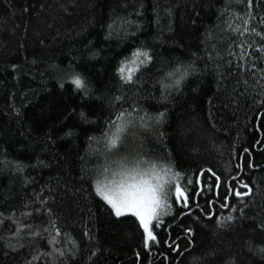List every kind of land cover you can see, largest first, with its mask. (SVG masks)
I'll return each mask as SVG.
<instances>
[{"label": "trees", "instance_id": "16d2710c", "mask_svg": "<svg viewBox=\"0 0 264 264\" xmlns=\"http://www.w3.org/2000/svg\"><path fill=\"white\" fill-rule=\"evenodd\" d=\"M262 19L264 0H0V264H264ZM177 65L179 84L164 78ZM132 105L121 152L172 164L185 187L197 178L150 248L94 191L107 173L93 144Z\"/></svg>", "mask_w": 264, "mask_h": 264}, {"label": "snow or ice", "instance_id": "6c2138e0", "mask_svg": "<svg viewBox=\"0 0 264 264\" xmlns=\"http://www.w3.org/2000/svg\"><path fill=\"white\" fill-rule=\"evenodd\" d=\"M252 0H248L250 5ZM248 20L244 19V32H256V28L248 27ZM261 25H264V19L260 21ZM240 27L237 25V28ZM235 31V29H234ZM260 35H264L261 32ZM264 51V46L256 45ZM140 52V49L136 50ZM144 59L139 61L140 64H147L149 61L153 60V56L149 54L147 49L143 52ZM242 55H247L244 53ZM126 62H121L120 66L116 69L120 73L121 78L126 81H132L134 76L132 74V69H128V74L125 75L124 68ZM249 67L255 68V65H249ZM176 69H181L180 65L176 66ZM176 69L169 71L165 74V79L171 78L172 83L179 84L181 78L186 74V71L181 69L177 75ZM264 75V73H262ZM71 80L78 87L84 86V78L81 74L77 73L70 77ZM167 85H165L166 87ZM246 91V90H245ZM264 96V92L261 93ZM121 101L119 96L114 97L113 103ZM253 103L259 105L261 112L257 113L260 120L264 122V102L258 101L253 98ZM137 106H130L131 110L119 109L116 111L115 115H110L100 138L93 144V149L95 150L97 145L102 144L99 149L98 155H103V171L110 173L112 175L111 180L95 181L94 191L97 196H99L107 206L110 207V211L119 217L123 214L131 213L138 221V227L142 230L143 236V247H152L151 241L157 239L154 232L156 223L159 222V218L167 211L170 210L173 203L184 204L187 206L192 200V191L190 188H195L197 184V178L192 177L187 180L186 183L188 187H185V178L187 173H182L178 171L175 166L167 162H159L147 158L141 153L129 154L122 153L121 148L123 147L128 132L130 129L136 127L137 118L142 115V113L136 112ZM83 115V114H82ZM161 118L160 114L155 115V119L159 120ZM147 126V125H145ZM90 142L92 138H89ZM252 162L249 161V164ZM112 167L116 168V172H112ZM206 169H200L203 173ZM218 183H220L218 181ZM238 184L243 185L247 191H240L239 187L235 189V196L238 198H243L251 193V187L243 180H238ZM196 191H200L196 188ZM226 191L231 192L232 189L229 186ZM218 195V194H217ZM229 195L223 196L224 201H229ZM207 205H215L216 198L212 200H205ZM227 207L228 205H223ZM235 207V205H232ZM241 207L243 204L241 203ZM199 210V205H197ZM191 212V208H189ZM184 213H181L183 215ZM203 215L207 217H212L214 215L213 211L207 210L203 211ZM55 219V218H54ZM217 223L223 225V222L232 221L234 219L233 215L228 214L226 217H216ZM154 221L156 223H154ZM23 227V225H20ZM55 232H59V228L54 229ZM192 228H187L186 232L191 233ZM170 243V241H168ZM179 245L176 246L175 250L179 249ZM191 247V245H190ZM261 251H264V246H258ZM59 252V249H56ZM139 255V253H137Z\"/></svg>", "mask_w": 264, "mask_h": 264}, {"label": "rangeland", "instance_id": "374dc122", "mask_svg": "<svg viewBox=\"0 0 264 264\" xmlns=\"http://www.w3.org/2000/svg\"><path fill=\"white\" fill-rule=\"evenodd\" d=\"M116 171H117L116 168L112 167V172L115 173ZM106 175L107 177L104 180H111L113 178L110 173H107ZM104 180L102 179L101 181H104Z\"/></svg>", "mask_w": 264, "mask_h": 264}]
</instances>
